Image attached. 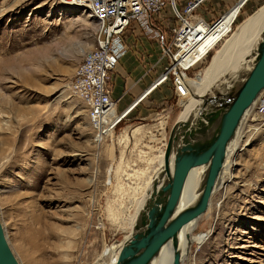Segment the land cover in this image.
<instances>
[{"label":"rangeland","instance_id":"rangeland-1","mask_svg":"<svg viewBox=\"0 0 264 264\" xmlns=\"http://www.w3.org/2000/svg\"><path fill=\"white\" fill-rule=\"evenodd\" d=\"M176 1L182 11L187 0ZM263 6L264 0H249L230 35ZM132 24L122 36L127 53L153 79L166 62L160 41L173 37L181 20L169 6L152 16L149 27ZM97 37L98 21L67 0H0V217L21 264H92L107 244L124 239L129 215L159 172L153 169L147 178L158 166L152 159L165 151L164 135L168 140L182 111L168 81L127 113L114 140H96L88 106L71 81ZM224 45L189 77L209 67ZM126 54L109 74L111 95L139 77L119 73ZM247 138L225 174L227 186L213 197L211 222L197 229L211 231L209 238L201 247L193 244L186 264H264V127L243 142Z\"/></svg>","mask_w":264,"mask_h":264},{"label":"water","instance_id":"water-1","mask_svg":"<svg viewBox=\"0 0 264 264\" xmlns=\"http://www.w3.org/2000/svg\"><path fill=\"white\" fill-rule=\"evenodd\" d=\"M228 12L218 18L211 29ZM263 90L264 32L254 65L238 88L205 98L195 118L177 120L173 125L164 153L168 180L162 184L156 198L145 206L146 211L136 224L134 235L122 247L117 264H150L170 240L177 247V235L181 229L208 209L225 167L229 146L247 110ZM202 165H208V170L197 203L176 213L189 173ZM0 264H21L7 238L1 217ZM174 264H181L179 252L175 253Z\"/></svg>","mask_w":264,"mask_h":264},{"label":"bare ground","instance_id":"bare-ground-1","mask_svg":"<svg viewBox=\"0 0 264 264\" xmlns=\"http://www.w3.org/2000/svg\"><path fill=\"white\" fill-rule=\"evenodd\" d=\"M248 1L249 0H240L238 3H235L233 8L225 14V16L213 29H211L210 24L207 26L202 25L195 35L191 37L193 40L192 43L198 42V47L193 55L189 56L187 59H190L195 63L197 62L196 65L202 63V59L204 60L203 57L215 50L216 47L224 40L225 45L216 55L213 56L210 66L207 67L199 76L192 80L189 75H187L185 81L187 88L185 93L181 96L180 101L183 104V108L178 120L185 121L189 117L195 118L201 111L203 100L205 98L215 96L216 94H227L228 92H232L238 88L245 76L253 67L258 47L264 32V6L257 10L249 19L245 20L242 24H239L236 31L230 35L233 31L235 21L238 19L242 8ZM188 27L191 28V26ZM158 81L159 79L154 82L151 89L155 88ZM255 103H257V100ZM255 103L247 110L238 133L229 146L225 167L214 188L208 209L198 218L191 221L181 229L177 235L176 248L174 241L170 240L152 259L150 264H174V256L176 252H179L181 255V264H186V261L191 258V249L193 244H197L201 247L209 238L211 231L208 233H197V229L202 221H210L212 219L213 197L219 190L225 189L227 183L229 182L226 180L225 174L229 173L230 169L237 164L238 152L249 144L250 140L247 138L246 141L243 142V137L247 136L248 132L251 130L259 129L256 127V124L251 125L249 123L246 124L244 129L242 127L245 123L246 115L252 110ZM129 113L130 111L128 114ZM122 115L123 114H118L116 106L114 105L107 116V120L112 119V122H114ZM106 126V135L103 139L110 137L111 140H114V125L107 124ZM101 137L102 134L98 136L96 135V140H100ZM165 144H167V142ZM113 146L114 145L112 144V149ZM164 153L165 151L156 155L155 158L152 159L158 166H154V168L148 171L147 178L151 177L153 169L159 170V172L155 177L152 190L148 193L149 195L146 199L139 201L137 209L134 213L129 215L127 222L128 225L126 226L128 234L124 237V239L117 240L112 245L107 244L102 254L92 264H117L122 247L126 241L134 235L135 226L138 221H140L143 213L146 211L145 206L147 207L149 202L156 198L162 184L168 180L164 164ZM113 169L114 166L112 165L109 175L112 174ZM172 170L173 167L171 164V172ZM207 170L208 165L198 166L191 170L185 183L176 213L192 207L197 203ZM109 215H111V213ZM192 264L195 263L193 262Z\"/></svg>","mask_w":264,"mask_h":264},{"label":"built area","instance_id":"built-area-1","mask_svg":"<svg viewBox=\"0 0 264 264\" xmlns=\"http://www.w3.org/2000/svg\"><path fill=\"white\" fill-rule=\"evenodd\" d=\"M67 1L88 11L98 21V45L88 51L76 67L71 88L87 104L88 115L97 136L102 134L100 140L106 135L107 124H113L115 130L129 112H125L114 122L112 119L107 120L108 114L117 104L108 85L109 74L127 53L122 37L124 32L134 20L149 27L152 16L162 13L169 6L181 20V24L174 26L173 37L163 42V54L168 58V65L157 78L159 81L155 87L171 81L176 96L179 101L181 100L187 88L185 81L188 72L198 66L197 62L187 59L198 47V42L192 43L191 37L202 25H213L201 14V10L210 0H187L182 11L178 8L176 0ZM206 56L203 58L205 59ZM255 119H257L256 124L259 129L264 127V90L255 106L246 115L245 123L251 124Z\"/></svg>","mask_w":264,"mask_h":264},{"label":"crops","instance_id":"crops-1","mask_svg":"<svg viewBox=\"0 0 264 264\" xmlns=\"http://www.w3.org/2000/svg\"><path fill=\"white\" fill-rule=\"evenodd\" d=\"M210 3L211 4L208 7L206 6L205 11L203 13H201L202 15H204V17L206 19H208L210 16H212L214 14L218 15L219 17L222 16L227 10L230 11L233 8L236 1H234V0H210ZM237 21L238 20H236L235 23ZM132 22L130 24L131 26L133 25ZM211 24H212V22H211ZM136 30L137 29H133V31H136ZM129 36L134 37L133 34H129V35H127V39H129ZM162 40L163 39H161L160 43L163 45ZM162 52H163V47L161 48V55L166 58V62H164L165 65L163 66V69H162V70H164L165 67L168 65V58L166 56H164V54ZM125 57L126 58L124 59V61L122 60V65H120L121 66V72H119V73H121V74L125 73V74H129L131 76L137 75L139 77H138L137 81H135V82L132 79L133 82H129L128 86L121 93L116 94L112 91V95H113L112 97L117 101V107L121 108V109L119 108V110H121V113H119V114H124L127 111H130V113H133V111L142 102H144L145 99H147L156 89H158L161 85L165 84V83L160 84L159 86L155 87L154 89H151L152 85L154 84L156 79L159 77V75L162 73V71L160 72V74L157 77H155L153 79H152V77H149V75L147 77H145V75H146L145 73L147 72V70L143 69V65L134 57L133 53L131 51H129ZM161 60H163V59H159L158 62L160 63ZM145 93H147V94L145 95ZM173 93L176 96L174 88H173ZM153 114H156V113H153ZM145 130H146V127H145ZM125 132L130 133L129 130H126ZM164 139H165V141L163 143L165 146V142L168 141L166 139V135H164Z\"/></svg>","mask_w":264,"mask_h":264},{"label":"snow or ice","instance_id":"snow-or-ice-1","mask_svg":"<svg viewBox=\"0 0 264 264\" xmlns=\"http://www.w3.org/2000/svg\"><path fill=\"white\" fill-rule=\"evenodd\" d=\"M181 91H182V89H181Z\"/></svg>","mask_w":264,"mask_h":264}]
</instances>
